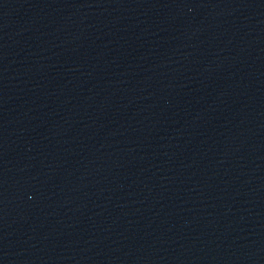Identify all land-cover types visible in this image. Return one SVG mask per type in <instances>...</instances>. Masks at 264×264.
Returning <instances> with one entry per match:
<instances>
[{
  "label": "water",
  "instance_id": "95a60500",
  "mask_svg": "<svg viewBox=\"0 0 264 264\" xmlns=\"http://www.w3.org/2000/svg\"><path fill=\"white\" fill-rule=\"evenodd\" d=\"M0 264H264V0H0Z\"/></svg>",
  "mask_w": 264,
  "mask_h": 264
}]
</instances>
